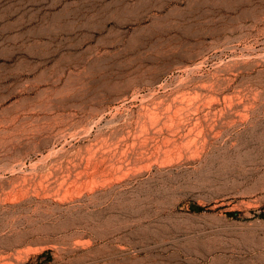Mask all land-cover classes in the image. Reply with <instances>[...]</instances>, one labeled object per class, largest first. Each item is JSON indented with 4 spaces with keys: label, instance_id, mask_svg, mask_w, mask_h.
Segmentation results:
<instances>
[{
    "label": "rangeland",
    "instance_id": "rangeland-1",
    "mask_svg": "<svg viewBox=\"0 0 264 264\" xmlns=\"http://www.w3.org/2000/svg\"><path fill=\"white\" fill-rule=\"evenodd\" d=\"M221 78L245 123L128 166L147 105ZM0 264H264V0H0Z\"/></svg>",
    "mask_w": 264,
    "mask_h": 264
},
{
    "label": "bare ground",
    "instance_id": "bare-ground-1",
    "mask_svg": "<svg viewBox=\"0 0 264 264\" xmlns=\"http://www.w3.org/2000/svg\"><path fill=\"white\" fill-rule=\"evenodd\" d=\"M183 64H184V62H183ZM181 65H179V66H181ZM199 66L200 65H193L192 67H186V70L188 72L192 73V71L195 70L196 68H198ZM241 67H243V66H241ZM199 68H201V67H199ZM229 72L230 71H228V73ZM228 73H226V74H228ZM233 73L234 72H232V75H233ZM235 74H237V73H235ZM187 77L184 79L189 80V78H187ZM226 77H228V76H226ZM184 79L181 78V80H183V82H184ZM198 79H200V78L198 77ZM192 80H191V82H192ZM207 81H206V83L208 84V82H209V85L205 84V82H204V84H202L200 82L201 84L198 83V85L197 84L195 86L193 85L194 86L193 88H191L189 90L187 89L188 90L187 93H185L186 92V90H185V92H184L185 94L183 93L184 96H182L181 98L179 97L181 95L180 94L181 92L178 94H174L171 96L164 97V98L162 97L163 99L161 101H159V103H158V100L156 102V98H158V97H156L155 101H154V103H156V105H152V104L150 105L149 104L145 107L146 112L142 116V120H143V123L145 125V131H143L144 135L142 136V138L141 137L134 138L132 140V143H131L133 145V147L131 145L132 148H130V149L127 148L125 154L123 152L126 148H123L124 149L123 150L122 146H121V149L123 150V151L122 150L121 151L125 155V162L128 163V166L151 162L152 159H156V160H159L162 158L167 159V157L171 158L174 156H180L182 158H184V157L188 158L189 156L200 155L213 142L217 141L220 136L222 138V135L224 134L223 132L228 128L229 123L230 124L233 123L236 125V124L243 123L245 121L244 117L246 118V116L248 115L250 110L245 108L247 106L243 105L244 103L243 104L242 103L241 104L240 103L235 104V107H234L235 111H232L233 109L230 110L231 107H230V109H228V107L225 105L227 108L222 107V106H221L222 107L221 108V107H219V105L217 106L211 101L213 99L218 98V95H217V98H214V97H216L214 95H216V92H217L216 87H218L220 89L222 86L226 85L227 80H225V79L217 80V81L215 80V82L214 81L211 82V85H210L211 80L208 82ZM191 82H190V85H191ZM185 83H186V81H185ZM187 84H188V82H187ZM180 86H182V85H179L178 88ZM164 90H165V88H164ZM161 95H159V96L161 97ZM168 95H170V94H168ZM151 96H153V94ZM207 99H209L208 102H210V105L209 104L206 105ZM151 100H153V99L151 98ZM256 100L251 99V100H248V102H246V103L250 104V106L252 107L253 103H255ZM211 103H213V104H211ZM218 103H219V101H218ZM216 104H217V102H216ZM241 111L243 113L239 114V112H241ZM142 120H141V122H142ZM246 121H248V118ZM229 127H231V126H229ZM221 133H222V135H221ZM224 138L225 137H223V139ZM127 144H126V147H129V146H127ZM96 157H98V156H96ZM169 160L170 159H168V161ZM119 170H121V168H119ZM126 170H129V168L127 167Z\"/></svg>",
    "mask_w": 264,
    "mask_h": 264
}]
</instances>
